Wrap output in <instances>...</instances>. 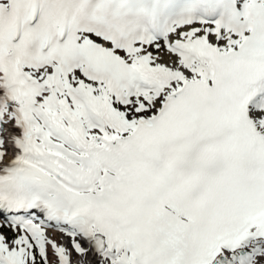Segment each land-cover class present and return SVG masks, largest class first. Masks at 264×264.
Masks as SVG:
<instances>
[{
  "label": "snow or ice",
  "instance_id": "obj_1",
  "mask_svg": "<svg viewBox=\"0 0 264 264\" xmlns=\"http://www.w3.org/2000/svg\"><path fill=\"white\" fill-rule=\"evenodd\" d=\"M0 264H264V0H0Z\"/></svg>",
  "mask_w": 264,
  "mask_h": 264
}]
</instances>
